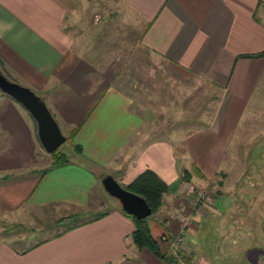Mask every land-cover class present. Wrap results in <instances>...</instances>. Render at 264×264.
Masks as SVG:
<instances>
[{"label":"crops","instance_id":"obj_1","mask_svg":"<svg viewBox=\"0 0 264 264\" xmlns=\"http://www.w3.org/2000/svg\"><path fill=\"white\" fill-rule=\"evenodd\" d=\"M91 2L0 0V70L38 92L74 151L53 163L30 112L2 99L0 264H167L133 243L134 220L119 205L94 210L102 174L125 187L147 168L169 186L152 236L178 264H264V111L246 110L253 95L264 102L260 0H113L142 50L184 80L185 100L165 104L153 82L139 96L114 82L113 60L88 41L98 26ZM239 132L255 134L259 148L244 166L236 149L224 162ZM232 168L239 176L229 185ZM73 214L77 225L31 243L11 233L17 222Z\"/></svg>","mask_w":264,"mask_h":264},{"label":"rangeland","instance_id":"obj_2","mask_svg":"<svg viewBox=\"0 0 264 264\" xmlns=\"http://www.w3.org/2000/svg\"><path fill=\"white\" fill-rule=\"evenodd\" d=\"M92 2V11L94 14L88 16L89 19H93L96 22V27H89L90 31H88V41L93 47L96 45L100 46L101 49H104V56L107 60H113V64L111 66V73L115 76L113 77L114 82L120 86V88H124L125 91H129L132 94L138 95L141 93L140 91H144L145 89L151 90V83H154L153 89L157 90L155 94L159 95V101L161 103H167L169 101L170 96L174 94V101H179V103L183 102L184 99V80H173L169 74V70L164 61H157L150 55L147 54L146 51L142 50L141 46L138 44V34L139 30L135 27V24L131 17L126 14V11L117 7L113 0H91ZM257 16L262 21V17L264 19V0H260ZM90 24V23H89ZM90 26V25H89ZM105 29V30H104ZM139 29V28H138ZM93 49V48H92ZM2 65V64H1ZM4 66V63H3ZM4 73V71L2 70ZM6 75V73H4ZM9 80H14L18 82L17 79H13L11 75H6ZM189 83L192 84L193 80H189ZM20 84V83H19ZM22 85V84H21ZM24 86V85H23ZM27 86V85H26ZM187 87V86H186ZM141 89V90H140ZM192 89V88H191ZM32 90V89H31ZM34 91L36 94L38 92ZM193 97L199 96V91H194L192 89ZM2 93V92H0ZM261 93L264 94L263 89H261ZM4 96H0V102L2 99L7 98V100L13 99L16 104H18L20 108H24L17 100L3 94ZM143 95V92H142ZM209 96V91H208ZM144 101L148 103L149 98L145 95L142 96ZM254 97V100H253ZM193 99L196 102L198 99ZM252 102L247 106V111H254L256 109V105H259V110L264 111V102L257 104L255 98H258L256 95H253ZM14 102V103H15ZM46 103V102H45ZM47 105V104H46ZM1 106V105H0ZM48 107V106H47ZM181 108V107H179ZM191 113L193 115H199V108L190 107ZM206 108V109H205ZM201 115H206L207 117L211 115L210 107H204ZM177 124L178 117L182 114L180 110L177 112ZM257 121V119H254ZM254 120H249V122H254ZM242 127V126H241ZM239 127V129H241ZM241 132V130H240ZM238 133L235 142L231 145L229 153L234 149L237 151L234 152V155L242 162L243 166L248 159H256L259 158L258 152V144L257 138L255 134L251 135H241ZM255 138V140H253ZM245 145V146H243ZM243 148V149H242ZM59 149L63 152L67 153V156L71 157L74 154L72 147L70 145V140L67 138L64 143L59 147ZM233 150V151H234ZM228 156H231V153L226 155L224 162L228 160ZM50 160L53 161V157L49 156ZM43 165V164H41ZM255 169V168H252ZM263 169V168H262ZM239 168H232L229 171L230 178L227 183L231 185L236 178L239 176ZM256 171V170H255ZM222 177V176H220ZM228 185V186H229ZM264 194V193H262ZM164 196V195H163ZM103 204L96 205L97 207L94 210L106 211L109 206H118L120 203L116 201V199L112 198V196L104 193ZM120 206V205H119ZM160 207V206H159ZM158 207V209H159ZM158 209L153 214L147 217V224L150 228L151 235L152 233L159 232L160 223L158 219ZM93 211L85 212L80 214V218H88ZM42 216V215H41ZM35 219L31 220L30 223L24 224V222H17V224H11V233L18 235L19 233H24L29 239L27 243H31L35 238L40 239L43 236L48 234H54L58 230L65 228L66 223L59 220V217H51L49 215H43L42 217H34ZM78 218V219H80ZM250 223V222H248ZM247 224V223H246ZM264 226V224H263ZM251 227V226H249ZM7 230V229H6ZM5 231L0 228V237ZM155 239V237H153ZM156 240V239H155ZM246 243L243 238L240 243ZM160 248H163L160 241L158 240ZM153 254V253H152Z\"/></svg>","mask_w":264,"mask_h":264},{"label":"water","instance_id":"obj_3","mask_svg":"<svg viewBox=\"0 0 264 264\" xmlns=\"http://www.w3.org/2000/svg\"><path fill=\"white\" fill-rule=\"evenodd\" d=\"M0 91L17 100L30 112L36 122L40 145L48 154L65 142L66 136L63 135L57 120L54 119V115L39 94L26 85L23 86L19 82L9 80L2 70H0ZM100 182L105 193L116 199L126 214L133 215L138 219H144L152 214V209L144 197L125 189L110 173L102 174Z\"/></svg>","mask_w":264,"mask_h":264},{"label":"trees","instance_id":"obj_4","mask_svg":"<svg viewBox=\"0 0 264 264\" xmlns=\"http://www.w3.org/2000/svg\"><path fill=\"white\" fill-rule=\"evenodd\" d=\"M255 55L259 56L261 55V53ZM78 146L79 145L75 146L77 147V150ZM50 155L51 157H53V163H64L69 158V156H67V153L61 151L59 148L53 151ZM124 188L144 197L148 202L147 204L150 205L153 214L161 205L163 195L168 191L169 186L156 172H153L147 168L143 170L142 173L137 177L133 178L130 183L127 184ZM126 215L132 217L134 220L135 228L133 229L132 233V237L134 240L133 243H135L139 249L148 248L152 251L153 254L163 258L167 264H178V261L174 257L172 252H167L160 248L158 241L155 240L151 235L150 228L147 224L148 216H146L144 219H138L133 215ZM97 216H99V214H97L96 217ZM59 220H61L62 222H70L68 223L66 229L78 224L76 223L77 216H74V214L68 215V217Z\"/></svg>","mask_w":264,"mask_h":264}]
</instances>
